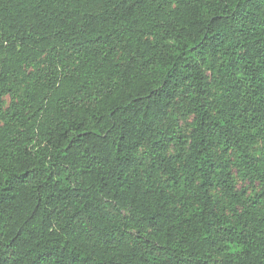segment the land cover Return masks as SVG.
<instances>
[{
	"label": "trees",
	"instance_id": "obj_1",
	"mask_svg": "<svg viewBox=\"0 0 264 264\" xmlns=\"http://www.w3.org/2000/svg\"><path fill=\"white\" fill-rule=\"evenodd\" d=\"M0 264H264V0H0Z\"/></svg>",
	"mask_w": 264,
	"mask_h": 264
},
{
	"label": "rangeland",
	"instance_id": "obj_2",
	"mask_svg": "<svg viewBox=\"0 0 264 264\" xmlns=\"http://www.w3.org/2000/svg\"><path fill=\"white\" fill-rule=\"evenodd\" d=\"M4 101H5V103H7L9 101V97L8 96L4 97ZM235 175H237V174L235 173ZM236 182L238 183V186L243 184L242 180H240L239 177H236Z\"/></svg>",
	"mask_w": 264,
	"mask_h": 264
}]
</instances>
